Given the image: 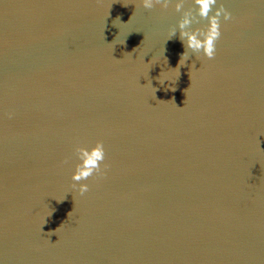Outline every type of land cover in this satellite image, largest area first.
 <instances>
[{"label":"water","instance_id":"95a60500","mask_svg":"<svg viewBox=\"0 0 264 264\" xmlns=\"http://www.w3.org/2000/svg\"><path fill=\"white\" fill-rule=\"evenodd\" d=\"M178 2L0 0V264H264V0Z\"/></svg>","mask_w":264,"mask_h":264},{"label":"clouds","instance_id":"9594fccd","mask_svg":"<svg viewBox=\"0 0 264 264\" xmlns=\"http://www.w3.org/2000/svg\"><path fill=\"white\" fill-rule=\"evenodd\" d=\"M195 4L198 6L197 15L201 19H207L208 25L204 30L195 29L191 32H187L184 31V29L192 23L188 14H185L178 22V27L181 30V41L185 44V52L181 54L179 63L188 60V49H191L194 53H200L202 51L203 55L208 59H213L216 54V41L221 35L220 17L223 15L225 21L232 19L231 12H229L222 3L219 7L215 8L213 15H209V13L213 11L214 6L217 5V0H195ZM140 6L149 10L156 6H159L162 9H167L169 7V0H140ZM174 7L176 11L179 12L183 7V0L176 3ZM171 34L175 35V29H172ZM159 82L161 84L164 83V81L161 80H159ZM172 90L175 91L174 88ZM75 154L80 162L76 164L75 171L71 177L73 181L77 182L74 183L72 187L76 188L78 184L79 193L83 195L89 190V186L86 183L79 182L86 181L94 174H101L102 164L104 168H107V164L103 163L105 161L104 144L102 141H97L95 146L91 148L76 147ZM49 233L55 234L53 232Z\"/></svg>","mask_w":264,"mask_h":264}]
</instances>
